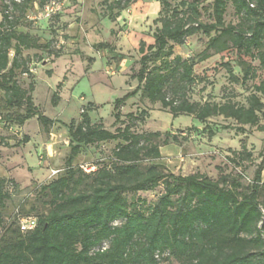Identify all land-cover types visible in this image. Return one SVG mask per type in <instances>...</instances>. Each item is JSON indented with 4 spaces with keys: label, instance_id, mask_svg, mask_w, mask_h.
<instances>
[{
    "label": "trees",
    "instance_id": "16d2710c",
    "mask_svg": "<svg viewBox=\"0 0 264 264\" xmlns=\"http://www.w3.org/2000/svg\"><path fill=\"white\" fill-rule=\"evenodd\" d=\"M133 1L111 0L106 5L108 17L114 20ZM171 1L159 0L153 42H139L138 68L132 75L137 85L130 94L140 92L172 117L188 115L205 122L222 116L237 124L236 131H244L245 125L264 131V0H212L208 21L200 18V0ZM0 3L3 103L7 108L23 109L13 118L19 126L34 117L39 124L51 126L57 120L34 104L33 85L24 88L16 80L18 72H28L29 60L22 56L23 50L38 49L60 56L61 51L51 49L52 40L42 43L38 36L18 30L28 10L34 4L43 6L45 0ZM228 3L238 18L235 24L224 21ZM199 33L207 36L200 60L228 51H233L239 61L251 60L242 68L241 82H251L244 103L191 100L190 89L199 79L195 60L175 54L173 44L181 45ZM92 46L110 52L114 48L106 42ZM220 67L229 80L237 81L228 61H219L215 68ZM56 87L50 97L53 105L59 101L61 82ZM124 99L113 101L117 126L112 131L101 121L91 120L89 111L97 106L93 102L83 106L78 119L64 124L69 137L64 171L38 186L48 209L37 217H20L35 218L32 229L23 231L20 224H9L0 235V264H160L170 259L176 264H264V202L260 199L264 191V145L246 191L241 189L240 178L254 157L245 143L239 150L229 148L231 154L226 156L240 169L236 174L221 173L214 180L202 173L164 172L161 165L152 162L161 157L159 142H178V135L170 131L137 132L134 125L143 122L147 113L131 112L122 119ZM107 141H116L110 165L91 172L74 165L81 146ZM4 184L0 178V226L1 210L9 197ZM159 184L163 191L152 202L125 197L127 192L153 190Z\"/></svg>",
    "mask_w": 264,
    "mask_h": 264
},
{
    "label": "rangeland",
    "instance_id": "374dc122",
    "mask_svg": "<svg viewBox=\"0 0 264 264\" xmlns=\"http://www.w3.org/2000/svg\"><path fill=\"white\" fill-rule=\"evenodd\" d=\"M51 1L57 2L59 8L56 13L46 16L43 8ZM178 1L172 0L171 3ZM211 1L200 0V18L203 21L210 20ZM110 2L45 0L41 7L34 4L28 10L24 23L18 26V30L38 36L42 43L52 40L51 49L61 51L60 56L54 57L47 51L23 50L22 56L29 60L28 72H18L16 75L22 87L33 85L34 104L43 114L57 121L45 127L34 117L21 126L17 125L13 118L23 109L7 108L0 92V142L7 144H0V178L4 179L5 190L9 194L1 210L3 223L0 235L6 232L9 224L19 225L22 215L37 217L47 211L38 186L48 183L64 171L69 153V137L64 124L78 119L88 102L97 105L89 111L91 120L101 121L111 131L117 126L114 125L113 101L124 97L122 119L125 120V115L131 112L138 114L144 110L147 113L143 122H136L134 130L177 134L178 142H159L161 157L152 161L161 165L164 172L181 175L202 173L214 180L221 173L236 174L240 169L235 168L226 156L231 154L229 148L239 150L245 143L254 162L242 173L241 189L246 191L250 184L253 170L259 162L258 153L264 145V131L247 125L244 131H236L237 124L222 116L210 117L205 122L188 115L172 117L159 103L149 102L140 92L130 94L137 85L132 75L138 68V45L140 40L146 44L153 42V19L160 8L159 0H134L126 9L120 10L114 20L107 15L106 5ZM1 8L0 3V12ZM224 21L232 24L238 22L229 3ZM206 41L207 36L199 33L186 38L181 45L173 44L175 54L195 60L194 71L199 79L190 89L191 100L222 102L230 99L244 103L251 90V82H241L242 68L251 60L239 61L233 51L211 54L209 58L200 60L199 54ZM98 42L110 43L114 48L111 52L97 50L92 45ZM119 56L120 60L117 59ZM221 60L230 63L237 81L229 80L222 67L215 68ZM252 61L258 64L256 60ZM58 82H61L58 90L60 97L58 103L53 105L50 97L57 89ZM115 144L116 141H107L83 145L73 163L84 172L110 165L111 150ZM162 191V184H159L153 190L134 194L127 192L125 197L128 200L134 197L152 202ZM260 199L264 202V191ZM160 264H176V261L170 259Z\"/></svg>",
    "mask_w": 264,
    "mask_h": 264
},
{
    "label": "built area",
    "instance_id": "2783aa9c",
    "mask_svg": "<svg viewBox=\"0 0 264 264\" xmlns=\"http://www.w3.org/2000/svg\"><path fill=\"white\" fill-rule=\"evenodd\" d=\"M58 8H59V6H58L57 2L51 1V2H48L45 4L43 10H44L45 15L49 16V15L56 13ZM35 223H36V219L33 217L22 218L20 220V228L23 231L28 230V229H32L35 226Z\"/></svg>",
    "mask_w": 264,
    "mask_h": 264
}]
</instances>
